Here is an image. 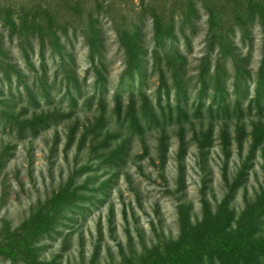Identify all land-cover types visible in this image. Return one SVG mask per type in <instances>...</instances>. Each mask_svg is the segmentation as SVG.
<instances>
[{
	"label": "rangeland",
	"instance_id": "374dc122",
	"mask_svg": "<svg viewBox=\"0 0 264 264\" xmlns=\"http://www.w3.org/2000/svg\"><path fill=\"white\" fill-rule=\"evenodd\" d=\"M27 1L0 0L2 61L11 74L10 82L0 79V91L5 99L14 96L16 108L0 105V240L12 237L44 209L50 213V227L37 240L38 261L147 264L156 247L159 251L178 239L180 206L192 226L206 213L215 216L224 201L223 215L233 217L228 222L233 229L247 207L253 208L252 220L256 218L264 194V139L252 149V132L264 125V98L260 100L263 116L249 104L262 57V34L256 23L246 40L236 26L228 24L233 32L226 41L229 51L220 58L217 45L207 40V14L201 1L193 0L194 12L187 16L188 10L178 6L181 0H167L164 17L174 24L176 39L159 51L168 55L163 60L169 97H159L161 111L156 106L160 79L150 74L148 66L144 95L159 120L130 134L128 123L118 121L115 114L119 106L115 100L124 106L129 97L127 84L120 83L125 58L115 24L124 18L127 27L129 22L138 25L145 59L151 62L157 47L151 17L143 13L149 4L160 12L162 0H32L35 9L28 14L26 30L32 33L34 26L37 33L25 38L4 23L9 17L22 28L18 11ZM91 26L97 31L94 39L100 57L91 58L89 52ZM55 38L63 46L62 56H54ZM169 64L182 72L178 88H173ZM239 66L249 71L251 82L248 98L239 106L242 117L211 120L212 89L197 114L198 77L206 71L208 80L210 76L222 79L224 104L230 105L233 115L239 99L233 79ZM13 71L21 76L20 84ZM22 86L32 94L16 96L15 88ZM69 86L72 89L66 92ZM9 87L12 94L7 95ZM179 89L182 95L177 94ZM3 97L0 94V101ZM141 105L142 100L138 109ZM175 107L187 119L173 118L170 123L167 116L165 121L159 118ZM15 112L16 123L4 121L5 113ZM125 112L122 108L121 115ZM40 115L50 117L38 120ZM99 116L104 119L101 133L82 139L84 128ZM235 182L240 184L234 188ZM57 196L68 205L54 204ZM259 218L255 230L252 220L246 228L264 238V215ZM1 251L0 264H24L5 258Z\"/></svg>",
	"mask_w": 264,
	"mask_h": 264
},
{
	"label": "trees",
	"instance_id": "16d2710c",
	"mask_svg": "<svg viewBox=\"0 0 264 264\" xmlns=\"http://www.w3.org/2000/svg\"><path fill=\"white\" fill-rule=\"evenodd\" d=\"M201 1L202 7L207 14V40L210 43H215L218 47V52L221 57H227L229 51V46H227L226 41L228 37L230 38L233 33L228 24H233L240 31L243 40L249 39L250 28L256 23L260 27L261 36V65L260 70L258 71V80L255 82V93L254 97L249 101L250 105H255V109L259 116H263V107L260 106V100L264 98V0H198ZM219 1V2H218ZM167 0H162V10L159 12L152 4H149L148 9L143 13V16H146L148 13L151 17L152 23V34L153 42L156 45L152 53L151 62H148V59H145L146 53L142 46L139 27L134 22H129L128 27L124 24V18H121L117 21L115 25V31L117 36V41L120 49L123 50V55L125 58V70L122 75L121 82L122 84H127V93L129 94L127 105H122V101L118 99L115 100L116 104L119 105L116 111V116L118 121L123 123L127 122L128 127L127 131L130 134L134 132H142V128H150L152 125H156L158 120L154 116V108H149V100L147 99L145 93V86L147 85L148 77L145 75L148 72V66L151 67L150 74L158 75L160 79V85L156 92L157 107L162 111L159 97L165 96L169 97L168 89V77L165 75L164 69L165 61L163 58H168L165 52L159 48L166 46L167 41H174L176 37L173 35V23H167L164 17ZM168 2H170L168 0ZM26 4L22 5L18 11L20 21H22V28H17V25L10 20L9 17H5L4 25H6L11 31L18 30L21 34L28 38L29 35L37 33L34 31L36 27H32V33L28 32V27H26V21H28L29 12H32L35 8L33 5L35 3L32 0L27 1ZM179 8H186L188 10L187 16H190L193 12V6L195 2L193 0H181L178 3ZM228 27V29L225 28ZM28 29V30H26ZM97 33L96 29L91 26L90 35L91 41H87L91 53V58L93 54H98L101 56L100 51L96 48V40L94 39L95 34ZM57 38L55 41H52V46L54 47L53 53L54 56H62L63 46L58 45ZM212 50V47L210 48ZM24 58L27 57L26 53L22 55ZM5 57V51L0 44V77L1 80L11 81L9 75V68L6 67L5 63L2 61ZM178 61H181L180 56H176ZM61 61V60H60ZM14 69L13 67H10ZM173 69V70H172ZM169 70L171 71L170 77L172 78L173 88H178L180 76L182 75L181 70L178 72L177 67L171 66L169 64ZM219 72V71H218ZM216 73V71H215ZM214 73V74H215ZM12 75L15 77V82L18 84L21 83V76L17 71H13ZM208 73L205 71L204 74L198 77V84L200 88L198 90V103L196 107V113L199 114L200 110L204 106L203 99L207 96V92L212 89L215 91L211 99V104L208 108L209 118L211 120L222 119V118H231V116L236 115L237 117H242L241 110L239 106L243 103L244 100L248 98V89L251 85L250 80L247 78L250 77L249 71L245 68L239 66L234 74V94L237 98V105L231 111L230 105H225L224 100V90L225 84L220 82L222 80L220 77L210 76L209 80L214 85L217 84V88H212L211 83L208 84ZM0 80V81H1ZM207 80V81H206ZM224 80V79H223ZM225 82V81H224ZM226 83V82H225ZM69 86L66 92L71 90ZM16 96H27L30 89L26 86H22L21 90L15 88ZM7 95L12 94V90L9 87L6 90ZM1 96L3 97V92L0 91ZM30 93L28 96H30ZM162 94V95H161ZM178 95H182L181 89L177 91ZM0 101L1 106H5L7 109L11 108L15 110V101H13L14 96L9 99ZM27 98V97H26ZM142 100V105L138 109L137 102ZM216 104L214 108L213 105ZM122 108L126 109L125 115H121ZM221 111V114L219 112ZM166 114V113H165ZM123 116V117H122ZM169 118L170 123H172L173 118L177 119H187L186 114L179 107L169 110L167 115L160 114V119L165 121ZM5 122H14L18 119V113H5L4 114ZM38 120H46L49 118V115H40ZM150 117V118H149ZM222 117V118H221ZM261 118V117H260ZM264 119V118H262ZM103 117L99 116L98 119L91 122L88 127L84 128L83 138H86L88 135H97L101 133ZM18 123V121H17ZM240 131V130H239ZM253 134V147L259 146V144L264 139V125L256 126L252 132ZM71 139V137H69ZM205 146L208 145L206 140L204 143ZM111 161V159H110ZM109 161V162H110ZM240 183L235 182L232 187H237ZM257 213L254 215L256 218L252 220L253 208L246 211L239 217L236 222L235 228L233 229L228 222L233 217L231 215H223V207H225L226 201L222 203L221 208L216 212L215 216H209L208 213L204 214L200 223L197 226H192L188 223L186 217L187 211L183 209V206H180L179 213V223H180V235L175 242H168L164 246L156 247L154 258H148L147 264H264V238L255 237L253 235L254 230L260 226L259 216L264 215V194L258 203H260ZM54 204H61V206H67L68 201L64 200L63 197L57 196L53 199ZM67 204V205H66ZM257 206V203H255ZM45 211L44 214H42ZM49 212L42 209L41 212L34 217H31L30 220L22 225L19 230L12 236L7 237V239L0 240V249L5 252V258L9 257L12 261L18 259L24 264H48L42 263L37 260V245L38 238L41 237L46 232V229L50 227L48 223ZM252 220V223L256 224L254 230L250 232L247 230L249 222ZM223 223V224H222ZM219 224H222L219 226ZM258 230V229H257ZM1 251V253H2Z\"/></svg>",
	"mask_w": 264,
	"mask_h": 264
}]
</instances>
